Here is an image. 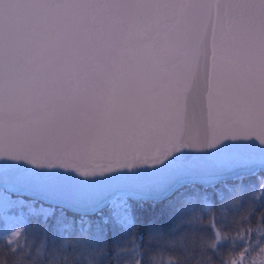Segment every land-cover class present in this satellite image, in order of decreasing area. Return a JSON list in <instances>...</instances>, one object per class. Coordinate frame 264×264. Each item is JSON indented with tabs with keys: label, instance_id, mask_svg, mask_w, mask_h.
Returning <instances> with one entry per match:
<instances>
[{
	"label": "snow or ice",
	"instance_id": "1",
	"mask_svg": "<svg viewBox=\"0 0 264 264\" xmlns=\"http://www.w3.org/2000/svg\"><path fill=\"white\" fill-rule=\"evenodd\" d=\"M261 249L264 0H0V264Z\"/></svg>",
	"mask_w": 264,
	"mask_h": 264
},
{
	"label": "rangeland",
	"instance_id": "2",
	"mask_svg": "<svg viewBox=\"0 0 264 264\" xmlns=\"http://www.w3.org/2000/svg\"><path fill=\"white\" fill-rule=\"evenodd\" d=\"M264 262V249L259 253L258 257L252 260V264Z\"/></svg>",
	"mask_w": 264,
	"mask_h": 264
},
{
	"label": "trees",
	"instance_id": "3",
	"mask_svg": "<svg viewBox=\"0 0 264 264\" xmlns=\"http://www.w3.org/2000/svg\"><path fill=\"white\" fill-rule=\"evenodd\" d=\"M262 250H263V249H261L260 251H257L256 253H254V254H253V257H252V260L255 259V258H257L258 255H259V253H260ZM258 264H264V262H263V263L261 262V263H258Z\"/></svg>",
	"mask_w": 264,
	"mask_h": 264
}]
</instances>
